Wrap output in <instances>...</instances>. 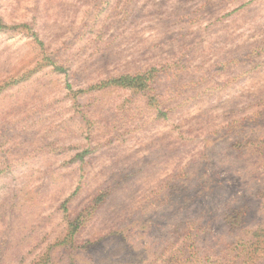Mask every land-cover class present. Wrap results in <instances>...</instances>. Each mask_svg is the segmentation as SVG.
<instances>
[{"label":"rangeland","instance_id":"374dc122","mask_svg":"<svg viewBox=\"0 0 264 264\" xmlns=\"http://www.w3.org/2000/svg\"><path fill=\"white\" fill-rule=\"evenodd\" d=\"M0 264H264V0H0Z\"/></svg>","mask_w":264,"mask_h":264},{"label":"trees","instance_id":"16d2710c","mask_svg":"<svg viewBox=\"0 0 264 264\" xmlns=\"http://www.w3.org/2000/svg\"><path fill=\"white\" fill-rule=\"evenodd\" d=\"M142 78L137 76H127V77H121L119 79H111L106 82H103L102 85H136L137 82H139ZM139 84H143V82H140Z\"/></svg>","mask_w":264,"mask_h":264}]
</instances>
